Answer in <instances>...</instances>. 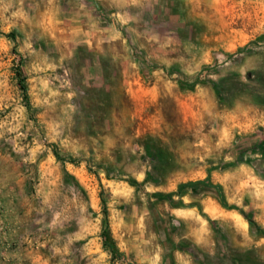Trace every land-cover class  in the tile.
Wrapping results in <instances>:
<instances>
[{
	"label": "rangeland",
	"instance_id": "rangeland-1",
	"mask_svg": "<svg viewBox=\"0 0 264 264\" xmlns=\"http://www.w3.org/2000/svg\"><path fill=\"white\" fill-rule=\"evenodd\" d=\"M132 2L0 0V264H264V0Z\"/></svg>",
	"mask_w": 264,
	"mask_h": 264
},
{
	"label": "crops",
	"instance_id": "crops-1",
	"mask_svg": "<svg viewBox=\"0 0 264 264\" xmlns=\"http://www.w3.org/2000/svg\"><path fill=\"white\" fill-rule=\"evenodd\" d=\"M80 8L84 9V13L80 16L89 19L75 20L77 24H72L68 31L70 32V42L87 43V44H102L109 43L115 39L114 31L110 27H101L100 21L90 22L92 14H96L99 5L102 3L109 4L118 10H125L133 4L132 0H79Z\"/></svg>",
	"mask_w": 264,
	"mask_h": 264
},
{
	"label": "trees",
	"instance_id": "trees-1",
	"mask_svg": "<svg viewBox=\"0 0 264 264\" xmlns=\"http://www.w3.org/2000/svg\"><path fill=\"white\" fill-rule=\"evenodd\" d=\"M18 76L20 78V87L23 90L24 94H27V89L26 86L24 84V77H23V73L21 70H18ZM245 88H248V85L246 84H242ZM255 97V102L257 103V105L260 106H264V93L261 92H256V95H254ZM244 216L248 219L249 223L251 224L252 227H254L257 231L258 234H260L261 236H264V229L261 228L257 222L253 219V216L250 214H245L243 213Z\"/></svg>",
	"mask_w": 264,
	"mask_h": 264
}]
</instances>
